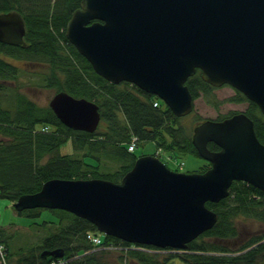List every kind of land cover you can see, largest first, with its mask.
<instances>
[{
	"label": "water",
	"instance_id": "1",
	"mask_svg": "<svg viewBox=\"0 0 264 264\" xmlns=\"http://www.w3.org/2000/svg\"><path fill=\"white\" fill-rule=\"evenodd\" d=\"M25 34L19 12L0 13V42L22 45ZM66 36L100 76L161 98L178 117L194 109L186 82L198 70L212 86L240 91L264 115V0H82ZM49 106L74 130L94 133L102 120L96 102L67 91L57 92ZM192 142L211 163L205 171L180 172L156 155H141L119 182L55 178L13 206L65 210L106 236L185 252L219 219L206 203L227 198L234 181L264 191V144L244 111L202 121ZM210 142L220 149L211 150Z\"/></svg>",
	"mask_w": 264,
	"mask_h": 264
},
{
	"label": "trees",
	"instance_id": "2",
	"mask_svg": "<svg viewBox=\"0 0 264 264\" xmlns=\"http://www.w3.org/2000/svg\"><path fill=\"white\" fill-rule=\"evenodd\" d=\"M81 1L0 0V13L17 11L26 24L25 44L0 42V195L12 205L20 196L38 192L46 181L55 178L119 182L139 157L128 147L133 136L139 140L138 147L154 141L157 149L165 152L199 156L192 142L193 128L183 124V117L176 116L159 97L130 82L107 81L68 40L67 23ZM11 59L47 66L43 78L46 87L96 102L102 115L98 130L88 133L68 128L49 105H40L8 85L20 70ZM186 84L194 101L203 96L219 106L220 102L209 96L215 87L202 79L200 70ZM237 93L238 97L231 100L249 102L245 112L254 120L257 136L264 144L260 107L240 91ZM156 100L158 107L154 106ZM223 118L226 116L218 120ZM202 121L199 119L197 124ZM46 125L49 131L42 130ZM69 140L75 152L62 154L61 147ZM208 146L220 149L214 142ZM104 158L117 163L116 168H110ZM206 204L219 214V219L212 229L190 242L183 254L132 248L131 243L113 236H105L104 244L115 247L94 248L87 233L97 232L95 225L59 209H49L57 214L56 222L30 224L31 235L36 236L34 242L16 244L14 235L21 230L12 231L14 225L0 226V233L8 247L9 264H51L57 258L43 257L42 252L54 249H63L70 264H170L176 258L188 264H264V191L236 180L227 198ZM43 209L17 214L37 219ZM241 220H252L261 227L245 236L238 229ZM146 247L157 249L142 246Z\"/></svg>",
	"mask_w": 264,
	"mask_h": 264
},
{
	"label": "rangeland",
	"instance_id": "3",
	"mask_svg": "<svg viewBox=\"0 0 264 264\" xmlns=\"http://www.w3.org/2000/svg\"><path fill=\"white\" fill-rule=\"evenodd\" d=\"M12 62L20 69L18 77L16 79L7 82L8 85L14 87L16 90L26 93L31 99L35 100L40 105H49L51 98L58 92L54 88L46 87L43 82L44 75L48 72V67L37 63L30 62L28 60L11 59ZM237 89L230 85H223L221 87H215L212 93L209 95L215 97L220 102L218 107L210 104L206 99L201 96L194 101V110L191 114L184 116L183 124L190 129L194 128L199 119H215L218 120L224 116H228L233 113L246 111L249 107L248 101H232L231 98L238 97ZM232 114V115H233ZM1 139V136H0ZM60 152L62 154H73L74 147L71 140L65 143ZM157 152L156 142H145L139 146L136 150L138 155H154ZM164 157L166 158L167 165L176 171L180 172H198L201 168L209 165L205 159L193 154H171L164 151ZM105 162L115 169L116 164L109 159L104 158ZM57 214L49 209H43L42 214L37 219H31L25 215H18L15 211L12 203L2 198L0 195V226L14 225L12 231L21 230L20 233L14 235L16 244H22L27 242H34L35 235H31L30 224L33 221H57ZM17 225V226H16ZM260 224L252 220H241L238 222L239 232L245 236H249L258 231ZM29 240V241H28ZM207 240V239H206ZM32 245V244H30ZM174 253L183 254V251H171ZM187 252V251H185ZM70 264V263H67ZM170 264H188L181 259H174Z\"/></svg>",
	"mask_w": 264,
	"mask_h": 264
},
{
	"label": "built area",
	"instance_id": "4",
	"mask_svg": "<svg viewBox=\"0 0 264 264\" xmlns=\"http://www.w3.org/2000/svg\"><path fill=\"white\" fill-rule=\"evenodd\" d=\"M158 105H159V103H158V101H156L154 103V106H158ZM44 130H48V127H45ZM136 141H137V138L134 137L133 141L131 142L130 147H129L131 151H133L135 149ZM87 237L95 245H101L102 244V239L98 235H95L93 233H89L87 235ZM0 262L6 264V247L4 246V244L1 241H0ZM62 263L63 262H56L54 264H62Z\"/></svg>",
	"mask_w": 264,
	"mask_h": 264
},
{
	"label": "crops",
	"instance_id": "5",
	"mask_svg": "<svg viewBox=\"0 0 264 264\" xmlns=\"http://www.w3.org/2000/svg\"><path fill=\"white\" fill-rule=\"evenodd\" d=\"M17 226V225H16Z\"/></svg>",
	"mask_w": 264,
	"mask_h": 264
}]
</instances>
